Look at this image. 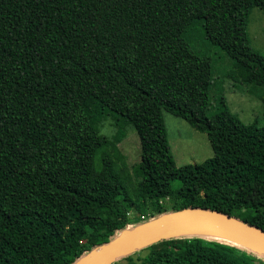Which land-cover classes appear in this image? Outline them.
Returning <instances> with one entry per match:
<instances>
[{"label":"trees","instance_id":"16d2710c","mask_svg":"<svg viewBox=\"0 0 264 264\" xmlns=\"http://www.w3.org/2000/svg\"><path fill=\"white\" fill-rule=\"evenodd\" d=\"M255 7L264 16V0H0V264H74L191 207L264 230V127L240 121L223 95L224 79L264 86L246 32ZM198 25L231 63L220 80L194 49ZM163 113L205 134L213 157L177 166ZM129 128L133 167L119 149ZM143 249L111 264H264L205 236Z\"/></svg>","mask_w":264,"mask_h":264},{"label":"rangeland","instance_id":"374dc122","mask_svg":"<svg viewBox=\"0 0 264 264\" xmlns=\"http://www.w3.org/2000/svg\"><path fill=\"white\" fill-rule=\"evenodd\" d=\"M195 50H202L213 59L215 73L213 78L220 80L218 71H228L231 63L224 59V54L217 47H207L196 27ZM246 32L251 48L264 57V16L259 8L250 11ZM224 97L232 114L237 116L244 124L255 122L258 127H264V103L258 96H264V86L251 89L250 86L238 84L230 79H224ZM214 105V101H212ZM170 153L177 166L200 164L213 157L206 135L194 130L185 121L163 113ZM107 121L100 128V134L110 136L114 128ZM119 149L125 155L129 167L140 161V143L137 134L129 128L125 139L119 144ZM146 254L145 249L131 253L134 260Z\"/></svg>","mask_w":264,"mask_h":264},{"label":"water","instance_id":"95a60500","mask_svg":"<svg viewBox=\"0 0 264 264\" xmlns=\"http://www.w3.org/2000/svg\"><path fill=\"white\" fill-rule=\"evenodd\" d=\"M214 234L245 242L264 253V230L215 210L191 207L164 213L135 227H128L111 241L81 256L74 264H111L163 239L186 235L209 237ZM228 241L224 242L230 243ZM242 247L264 259L255 250L245 245Z\"/></svg>","mask_w":264,"mask_h":264},{"label":"bare ground","instance_id":"6f19581e","mask_svg":"<svg viewBox=\"0 0 264 264\" xmlns=\"http://www.w3.org/2000/svg\"><path fill=\"white\" fill-rule=\"evenodd\" d=\"M209 237L211 238H215V239H217V240H221V241H228V240H230V241H228V242H230V243H232V244H236V245H245V246H247V247H249L250 249H252V250H255L258 254H260L261 256H263L264 257V253L263 252H261L260 250H258V249H256V248H253V247H251V246H249L247 243H245V242H242V241H239V240H235V239H231V238H228V236H223V235H216V234H214V235H209ZM243 248V247H242Z\"/></svg>","mask_w":264,"mask_h":264}]
</instances>
